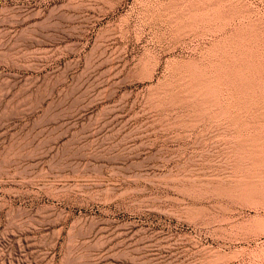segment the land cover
I'll list each match as a JSON object with an SVG mask.
<instances>
[{
    "label": "rangeland",
    "instance_id": "obj_1",
    "mask_svg": "<svg viewBox=\"0 0 264 264\" xmlns=\"http://www.w3.org/2000/svg\"><path fill=\"white\" fill-rule=\"evenodd\" d=\"M0 264H264V0H0Z\"/></svg>",
    "mask_w": 264,
    "mask_h": 264
},
{
    "label": "bare ground",
    "instance_id": "obj_2",
    "mask_svg": "<svg viewBox=\"0 0 264 264\" xmlns=\"http://www.w3.org/2000/svg\"><path fill=\"white\" fill-rule=\"evenodd\" d=\"M200 81V80H199ZM259 150V149H258ZM53 204V203H52ZM61 212V211H60ZM60 216V215H59ZM61 217V216H60ZM57 220V219H56ZM87 220V219H86ZM84 221V220H83ZM77 222V221H76ZM98 222V221H97ZM100 222V221H99ZM73 228V227H72ZM91 229V228H90ZM97 231V230H96ZM90 232V231H89ZM84 233V232H83ZM69 235V234H68ZM74 236V235H73ZM81 236V235H80Z\"/></svg>",
    "mask_w": 264,
    "mask_h": 264
}]
</instances>
